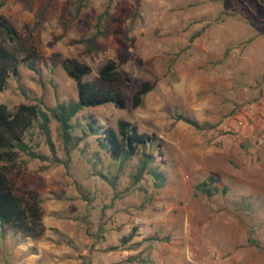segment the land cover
I'll list each match as a JSON object with an SVG mask.
<instances>
[{"label":"rangeland","instance_id":"374dc122","mask_svg":"<svg viewBox=\"0 0 264 264\" xmlns=\"http://www.w3.org/2000/svg\"><path fill=\"white\" fill-rule=\"evenodd\" d=\"M73 1L53 3L32 37L46 63L39 74L22 65L20 78L11 79L0 93V104L53 107L59 100L77 99L75 81L60 59L89 65L86 80L97 78L112 62L130 78L119 87L127 107L106 105L80 116L94 114L112 125L122 118L140 133H156L164 141L168 182L155 190L146 180L137 189L122 178L115 197L94 176L91 150L73 152L70 169L31 161L21 168L22 175L44 201L46 234L18 245L10 237L0 240V264H126L129 256L146 257L148 264H264V4L141 0L136 17L138 0H114L109 34L90 50L81 40L92 36L106 0H90L78 19ZM2 3L1 15L16 20L19 28H32L44 0H36L32 11L17 0ZM145 84L151 91L135 108L133 96ZM174 114L213 129L197 131L175 121ZM238 120L244 121L241 129L235 126ZM30 138L44 155L64 158L54 120L50 144L39 128ZM209 176L229 192L213 198L199 194L197 184ZM81 188L90 201L82 199ZM133 227L138 235L132 243L141 244L137 250H108L120 246ZM98 233L103 237L98 239ZM150 237L158 239L151 247L143 242Z\"/></svg>","mask_w":264,"mask_h":264},{"label":"trees","instance_id":"16d2710c","mask_svg":"<svg viewBox=\"0 0 264 264\" xmlns=\"http://www.w3.org/2000/svg\"><path fill=\"white\" fill-rule=\"evenodd\" d=\"M22 6L32 11L36 0H17ZM56 0H44L43 6L36 15L32 28L25 25L17 26V21L0 14V93L7 89L11 79L21 76V66H26L35 73H40L41 58L33 43V34L42 23L47 12ZM264 4V0H261ZM114 0H106L103 10L96 16L94 32L81 43L88 44L94 50L98 39L109 34L111 10ZM3 3L0 5V7ZM74 19L89 8L90 0H74L72 3ZM141 12V0L137 1L136 17ZM220 23L221 20H218ZM195 36L190 39V43ZM229 55L225 51L224 57ZM221 61V60H220ZM221 63V62H218ZM60 65L69 78L75 81L77 99L58 101L53 107H44L41 102L22 103L10 109L0 104V240L9 237L14 244L27 240L38 241L46 234L44 224L43 199L39 193L30 188L24 181L21 168H26L29 162L39 160L49 162L51 166L64 165L70 169L73 152L83 151L91 156L94 176L105 181L119 197V180L126 178L129 188H143L144 181L152 182L155 190H161L167 185L168 175L163 157L164 141L156 133H140L136 124L118 119L115 125L100 119L94 114H84V111L106 105H113L119 110L127 107V100L119 89L129 82V77L117 71L114 63H108L93 80H86L92 69L89 65L74 58L60 59ZM151 86L145 84L133 96L135 108L142 107ZM175 121H184L197 131L212 130L210 123L198 121L174 114ZM58 124L64 158L55 155L46 156L39 150V144L27 136L35 128H39L50 144V124ZM93 138L92 141L90 139ZM95 147H94V146ZM52 147V145H51ZM94 147V149H93ZM99 165L101 168H99ZM199 194L207 198L226 195L229 187L217 186V179L209 176L196 186ZM83 200L90 201L89 192L80 189ZM146 201L142 203L143 209ZM105 214H103L104 216ZM103 225V224H102ZM103 230V228H101ZM138 227H133L127 236L120 240V246L109 247V251L121 248L137 250L140 243H132ZM102 232V231H101ZM98 233L97 238H102ZM158 240L150 237L143 242H149L150 247ZM168 241V239H167ZM126 264H148L149 260L142 256H129Z\"/></svg>","mask_w":264,"mask_h":264},{"label":"built area","instance_id":"2783aa9c","mask_svg":"<svg viewBox=\"0 0 264 264\" xmlns=\"http://www.w3.org/2000/svg\"><path fill=\"white\" fill-rule=\"evenodd\" d=\"M235 126H236L238 129L243 128V127L245 126L244 121H243V120H238V121H236Z\"/></svg>","mask_w":264,"mask_h":264}]
</instances>
